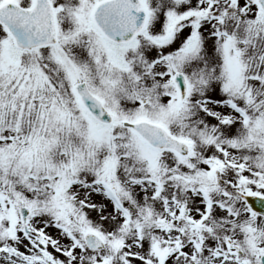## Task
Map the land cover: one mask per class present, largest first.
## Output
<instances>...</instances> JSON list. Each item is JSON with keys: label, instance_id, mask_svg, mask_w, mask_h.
I'll list each match as a JSON object with an SVG mask.
<instances>
[{"label": "snow or ice", "instance_id": "snow-or-ice-1", "mask_svg": "<svg viewBox=\"0 0 264 264\" xmlns=\"http://www.w3.org/2000/svg\"><path fill=\"white\" fill-rule=\"evenodd\" d=\"M0 264H264V0H0Z\"/></svg>", "mask_w": 264, "mask_h": 264}]
</instances>
